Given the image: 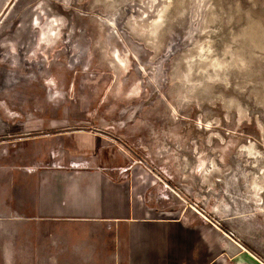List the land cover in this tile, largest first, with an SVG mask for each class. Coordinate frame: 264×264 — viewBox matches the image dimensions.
I'll use <instances>...</instances> for the list:
<instances>
[{"label": "rangeland", "instance_id": "374dc122", "mask_svg": "<svg viewBox=\"0 0 264 264\" xmlns=\"http://www.w3.org/2000/svg\"><path fill=\"white\" fill-rule=\"evenodd\" d=\"M45 146L56 168L152 172L159 210L202 209L264 257V0H0V192ZM8 207L0 264L66 261Z\"/></svg>", "mask_w": 264, "mask_h": 264}, {"label": "crops", "instance_id": "0c3cea01", "mask_svg": "<svg viewBox=\"0 0 264 264\" xmlns=\"http://www.w3.org/2000/svg\"><path fill=\"white\" fill-rule=\"evenodd\" d=\"M52 148L34 156L48 167L10 169L0 194L14 221L35 224L34 239L45 241L40 251L67 258L62 264H264L204 210L177 218L159 210L152 172L119 168L117 156L56 168V156H47Z\"/></svg>", "mask_w": 264, "mask_h": 264}]
</instances>
